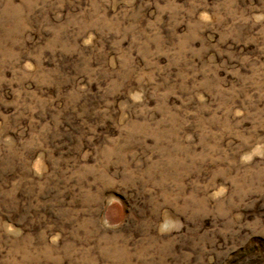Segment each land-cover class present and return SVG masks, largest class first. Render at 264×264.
Returning <instances> with one entry per match:
<instances>
[{"label": "rangeland", "instance_id": "obj_1", "mask_svg": "<svg viewBox=\"0 0 264 264\" xmlns=\"http://www.w3.org/2000/svg\"><path fill=\"white\" fill-rule=\"evenodd\" d=\"M0 264H264V0H0Z\"/></svg>", "mask_w": 264, "mask_h": 264}]
</instances>
